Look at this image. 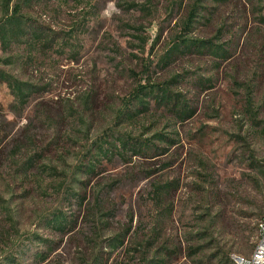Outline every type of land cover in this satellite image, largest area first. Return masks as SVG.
Wrapping results in <instances>:
<instances>
[{"label": "rangeland", "instance_id": "374dc122", "mask_svg": "<svg viewBox=\"0 0 264 264\" xmlns=\"http://www.w3.org/2000/svg\"><path fill=\"white\" fill-rule=\"evenodd\" d=\"M22 12L59 37L0 43V57L16 56L0 68L36 86L20 107L0 80V263L252 257L264 218V0H32ZM182 36L227 56L171 54ZM139 85H168L192 115L154 96L127 106ZM120 137L153 146L133 155L114 147ZM99 145L110 153L89 173ZM57 214L64 229L50 223Z\"/></svg>", "mask_w": 264, "mask_h": 264}, {"label": "trees", "instance_id": "16d2710c", "mask_svg": "<svg viewBox=\"0 0 264 264\" xmlns=\"http://www.w3.org/2000/svg\"><path fill=\"white\" fill-rule=\"evenodd\" d=\"M31 2L32 0H4V14L0 18V43L4 52H8L14 44L22 43L24 41L27 43L31 42L32 45L38 43L49 45L50 42L55 41L56 37H59V35L55 32H53L55 35L49 37V34L46 32V30H49L50 28H44L42 26L36 25L28 14L22 12L23 7L30 4ZM194 16H196V10L193 8L191 14L189 15L188 21L191 22ZM190 22L186 23L187 27L185 26V32L183 35L186 34V30L188 29ZM180 38L181 40L177 42L170 50L171 54H175L177 51L185 53L196 50L198 52L210 51L214 55H220L221 57L227 56V51L222 49L221 46L215 45L210 39L203 40L187 37L184 38L183 36ZM146 41L147 40L144 42L146 43ZM15 57L16 56L12 54L6 57H0V64L12 65L15 62ZM0 80L4 81L11 90L17 106L23 107L28 102L33 93L36 92V86L34 84L23 80L16 75L3 70L2 68H0ZM157 89L159 94H155ZM153 96L157 103L170 106L171 109H178V115L182 120L190 117L193 113L192 110L189 112L185 104L182 103V100L180 99L181 94L173 92L168 87V85L156 89L145 85H139L135 93H133L128 100L127 106L133 104L139 108L143 107L145 97ZM155 138L174 143L172 139L168 140L169 138L163 133L155 134ZM117 141L118 144L114 146L115 148L120 149L121 147L125 150H130L133 155L143 154L144 151L149 150V148L153 146L152 141L150 140L131 139L130 137H120L117 138ZM111 146L113 149V144ZM109 150L110 149H106L104 146L99 145L98 152L95 156H93L94 158L89 161V164L87 165V172L93 173L95 171L97 162H99L101 159L100 157L110 153ZM50 223L62 229L63 224L65 223V217L62 214H57L51 218ZM117 240L118 243L113 244L115 248L123 242L122 239L117 238ZM41 258L44 259L45 256L43 255ZM5 264H14V260L8 259L6 260Z\"/></svg>", "mask_w": 264, "mask_h": 264}, {"label": "clouds", "instance_id": "9594fccd", "mask_svg": "<svg viewBox=\"0 0 264 264\" xmlns=\"http://www.w3.org/2000/svg\"><path fill=\"white\" fill-rule=\"evenodd\" d=\"M246 264H264V245H261L256 254L253 256L252 261L246 262Z\"/></svg>", "mask_w": 264, "mask_h": 264}, {"label": "bare ground", "instance_id": "6f19581e", "mask_svg": "<svg viewBox=\"0 0 264 264\" xmlns=\"http://www.w3.org/2000/svg\"><path fill=\"white\" fill-rule=\"evenodd\" d=\"M263 239H264V230H263V229H260V240H259V242H258V244H257V246H256V248H255V250H254V252H253V255L256 254L257 249H258L259 246H260V242H262ZM233 259H234L235 264H246L243 260H241V259H246V258H244V257H242V256H239V257H238V255H234V256H233ZM233 259H232V260H233Z\"/></svg>", "mask_w": 264, "mask_h": 264}, {"label": "built area", "instance_id": "2783aa9c", "mask_svg": "<svg viewBox=\"0 0 264 264\" xmlns=\"http://www.w3.org/2000/svg\"><path fill=\"white\" fill-rule=\"evenodd\" d=\"M259 228L264 230V218L259 222ZM261 245H264V239H263L262 242H260V246H261ZM260 246H259V247H260ZM253 256H254V255H252V257H250L249 259H241V260H243V261L246 263V262H248V261H252ZM238 257H239V255H238Z\"/></svg>", "mask_w": 264, "mask_h": 264}]
</instances>
